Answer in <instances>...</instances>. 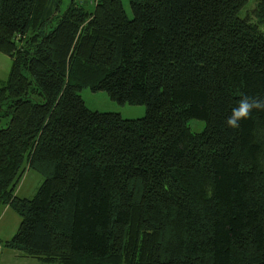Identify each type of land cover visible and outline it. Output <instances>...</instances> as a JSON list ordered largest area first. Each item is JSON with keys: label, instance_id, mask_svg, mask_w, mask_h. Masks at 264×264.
<instances>
[{"label": "trees", "instance_id": "trees-1", "mask_svg": "<svg viewBox=\"0 0 264 264\" xmlns=\"http://www.w3.org/2000/svg\"><path fill=\"white\" fill-rule=\"evenodd\" d=\"M0 0L2 246L54 264H264V0ZM144 104L87 107L80 90ZM203 120L199 132L188 120ZM43 179L15 189L26 169Z\"/></svg>", "mask_w": 264, "mask_h": 264}, {"label": "rangeland", "instance_id": "rangeland-1", "mask_svg": "<svg viewBox=\"0 0 264 264\" xmlns=\"http://www.w3.org/2000/svg\"><path fill=\"white\" fill-rule=\"evenodd\" d=\"M66 1V0H64ZM257 0H249L241 11L242 16H246L252 22H258L259 17L255 11ZM124 8L131 16L132 12L128 0H123ZM259 28L264 32V20L259 24ZM11 57L3 52H0V80H5L8 76ZM80 94L90 109L99 111H114L119 112L124 118H139L146 112L144 104H129L119 103L112 99L105 91H93L89 87H84L80 90ZM188 126L194 132H199L203 129L205 123L203 120L191 118L188 120ZM43 177L33 169H26L22 174L15 192L20 197H32L40 185ZM20 221V216L9 205H5L0 201V240L5 241L15 233ZM0 264H50L40 261L37 258L23 256L19 251L2 247L0 253ZM54 264V263H51Z\"/></svg>", "mask_w": 264, "mask_h": 264}, {"label": "clouds", "instance_id": "clouds-1", "mask_svg": "<svg viewBox=\"0 0 264 264\" xmlns=\"http://www.w3.org/2000/svg\"><path fill=\"white\" fill-rule=\"evenodd\" d=\"M253 110L264 111V98L242 96L238 105L232 109L231 115L226 119V124L238 129L240 121L249 119Z\"/></svg>", "mask_w": 264, "mask_h": 264}, {"label": "crops", "instance_id": "crops-1", "mask_svg": "<svg viewBox=\"0 0 264 264\" xmlns=\"http://www.w3.org/2000/svg\"><path fill=\"white\" fill-rule=\"evenodd\" d=\"M2 241L0 240V253H1V249H2Z\"/></svg>", "mask_w": 264, "mask_h": 264}]
</instances>
